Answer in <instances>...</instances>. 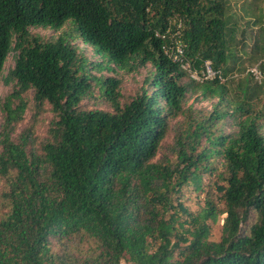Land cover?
<instances>
[{
  "label": "trees",
  "instance_id": "obj_1",
  "mask_svg": "<svg viewBox=\"0 0 264 264\" xmlns=\"http://www.w3.org/2000/svg\"><path fill=\"white\" fill-rule=\"evenodd\" d=\"M228 4L0 0V83L14 87L0 99L8 187L0 264H264V63L261 82L248 71L236 89L229 84L247 68L237 46L252 51L254 64L264 57V33L251 47L246 31L237 41ZM69 22L107 60L94 64L64 36L31 32ZM170 27L195 69L211 60L226 81L192 80L171 60ZM90 66L149 71L139 94L125 98L122 80L94 76ZM96 89L109 109L83 105ZM24 96H33L35 115L52 114L46 141L30 128L15 136L29 107ZM195 96L213 102L212 111L186 108ZM173 131V156L159 159Z\"/></svg>",
  "mask_w": 264,
  "mask_h": 264
},
{
  "label": "rangeland",
  "instance_id": "obj_2",
  "mask_svg": "<svg viewBox=\"0 0 264 264\" xmlns=\"http://www.w3.org/2000/svg\"><path fill=\"white\" fill-rule=\"evenodd\" d=\"M228 10L229 15L231 17L230 27H234L237 30L236 39L237 41L241 39L242 31H246L247 34V42L251 47L253 42H255V37L258 36L261 32L264 33V0H228ZM259 19L258 24H253L256 19ZM31 32L33 34H38L39 36L50 39L57 40L61 36L68 39L70 42L75 44L77 47L83 51L84 55L90 62L94 64H99L106 59V55L103 53H97L96 48L90 45L85 44L81 39L76 38L74 35V26L72 22H69L67 26L63 29L57 31L55 29H41V28H31ZM236 45V44H235ZM237 58L242 59L247 68L244 72L235 73L229 79L231 80L230 88L236 89L238 83L244 77H250L248 75L249 69H252L254 66L259 65L260 63H264V57H262L258 62H253L254 64H250L251 62V50L248 49L247 52L242 50V46H237ZM250 53V54H248ZM17 54L15 51H12L6 61L4 76H6L9 70L14 66ZM92 67L90 66V69ZM148 69H141L136 72H128L121 70L117 74L110 73L107 70L98 71L96 69H91V73L97 77H107V76H116L118 79L122 80V88L121 93L125 98L136 97L140 88L143 86V82L148 74ZM252 78V77H251ZM254 85V84H253ZM14 91V87L12 85H7L4 80L0 83V99L4 101L10 94ZM234 93L232 92V95ZM24 99L28 102V109L24 113L20 122H18L17 126V134L18 136L23 132L24 129L30 128L31 132L36 139L37 142L46 141L49 137V124L52 118V114L48 112H42L39 115H35L37 110L33 104V96H24ZM216 102V101H215ZM83 105L87 109H109L107 105H105L102 99L98 95V90L93 94L91 99H87L83 102ZM186 108L193 107L196 110H205L206 112H211L213 109V102H207L203 100H198V97L195 96L192 99L188 100L185 104ZM48 107H46L47 109ZM6 113L0 108V138L4 129V124L6 120ZM175 133L173 131L169 140H167L160 151L159 159L164 156H173L171 152V146L174 144ZM1 150V148H0ZM8 189L7 182L5 179L0 177V209L2 208V204L4 202V192ZM186 198L196 199V195L187 194ZM1 216V213H0ZM212 238L214 240H219L221 237V228L219 223L212 224Z\"/></svg>",
  "mask_w": 264,
  "mask_h": 264
},
{
  "label": "built area",
  "instance_id": "obj_3",
  "mask_svg": "<svg viewBox=\"0 0 264 264\" xmlns=\"http://www.w3.org/2000/svg\"><path fill=\"white\" fill-rule=\"evenodd\" d=\"M180 27L181 24L179 25V28ZM168 34L170 37V41L164 46L165 54L174 62L179 63L182 70L185 71L192 80L198 82L211 81L215 79H219L221 82L226 81L221 70L214 69L211 60L205 61L200 70L195 69L192 66L191 62L188 61L186 58L185 46L180 39V30H177L175 33H172V28L170 27L168 30ZM259 66L260 64L254 66L252 69H249V72L252 73L256 80L261 82L263 78V73L261 72Z\"/></svg>",
  "mask_w": 264,
  "mask_h": 264
}]
</instances>
